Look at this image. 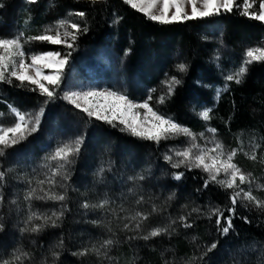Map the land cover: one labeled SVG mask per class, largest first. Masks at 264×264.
<instances>
[{"label": "trees", "instance_id": "trees-1", "mask_svg": "<svg viewBox=\"0 0 264 264\" xmlns=\"http://www.w3.org/2000/svg\"><path fill=\"white\" fill-rule=\"evenodd\" d=\"M236 4L241 5V0H236ZM16 8H21V16H16L15 24L23 21L22 25L17 23L16 28L27 36L28 33L40 35L44 28L55 30L59 21L76 23L81 28L74 42L68 37L72 48L65 43L53 45L27 40L23 36L22 42L27 41L23 42L26 55L59 52L63 57L71 53L62 74H68L69 66L73 64V78H78L84 73L78 59L85 56L84 53L90 55V52L109 45L122 55L124 89L121 92L129 100L147 101L155 112L171 117L195 134L206 127L196 115L198 110L211 108L212 118L207 125L216 129L219 135L234 140L255 138L260 141V147H264V61L248 65L240 84L225 80L227 70L234 71L239 67L247 49L264 46V22L242 15V5L234 6L231 12L221 11L219 15L161 24L131 8L124 0H97L95 3L93 0H37L36 3L0 0V38H7L6 34L14 27L10 20L11 12ZM253 8L256 11L258 4ZM78 12L85 15L80 17L76 15ZM85 27L86 32L82 30ZM59 31L63 35L65 31L75 30L65 25ZM223 49L232 51L231 64L216 61L218 55L213 53ZM178 64L186 65V70L178 71ZM91 69L93 75L99 74V69ZM173 77L180 83L173 85L171 96H167V84ZM226 83L228 90L221 92L214 102L216 90L223 89ZM107 88L114 89L110 85ZM59 92L47 102L35 85L24 82L21 86L14 78L11 83L0 82L1 113H8L10 106L22 113L43 109L38 130L0 156V171L5 172L4 179L0 180V197L3 198L0 201V224L3 225L0 244L6 243L8 249L20 248L22 253L28 254L16 264H264V201L260 206L237 202L233 228L227 235H222L217 229V217L209 219L206 213L209 207L219 206L227 217V208L232 207L229 190L214 182L205 187L207 177L196 169L171 168L164 159L168 141L144 140L121 131L122 126L116 123L113 127L89 118L65 102ZM161 96H165L164 103L158 102ZM49 122H55L62 132L82 140L79 153L70 158L69 166H65L67 179L62 175L55 178L63 185L65 192L62 193L66 199L62 202L26 200V194L32 190L30 187L37 185L30 173L42 168L34 163L9 167L8 162L30 150L38 152L37 144L42 141ZM95 144L107 146L108 160L114 164L118 165L120 157L115 149L122 147L130 150L132 157L148 156V165L163 168L161 183L166 192L158 195L151 188L150 210L145 213L148 219L144 224L141 221L140 229L134 225L123 229L124 225L119 221L121 216L118 219L108 217L106 209L101 214L90 209L91 205L87 209L83 207L82 196L90 197V193L84 191L77 180L83 170L85 151L91 146L94 149L100 147ZM174 173L183 175L177 180ZM17 174L19 177H15ZM20 179H24L27 189L19 183ZM146 184L148 186L151 181ZM169 196H172L171 200ZM154 205L155 212L152 211ZM193 208L201 209L205 214L192 212ZM61 211L63 215L56 220L52 213ZM33 213L51 219L47 224L35 218L29 221L28 217ZM180 216L187 217L192 227L185 228L179 221ZM95 217H98L97 221ZM52 220L56 226H52ZM37 225H41L40 231H31ZM169 225L168 233L149 240L141 238L153 228ZM76 227H79L77 232ZM77 234L82 237L78 238ZM11 237L15 239L13 244V240L8 241ZM108 239L113 244L101 247ZM213 242L217 247L207 251ZM84 250H87L85 255L73 254ZM243 250H250L251 254L244 257ZM54 252L59 254L58 258L53 256ZM11 258L9 255L7 260Z\"/></svg>", "mask_w": 264, "mask_h": 264}, {"label": "snow or ice", "instance_id": "snow-or-ice-1", "mask_svg": "<svg viewBox=\"0 0 264 264\" xmlns=\"http://www.w3.org/2000/svg\"><path fill=\"white\" fill-rule=\"evenodd\" d=\"M29 3H36L37 0H28ZM97 0H93V3ZM253 2L249 0H241L242 5V15H246L251 19L264 22V0H259L258 9L256 11H249L253 8ZM124 3L128 4L131 8L138 12L144 14L148 19L159 22L161 24H170L182 20H192L198 17H207L211 15L221 14V10L224 12H231L233 7H241V5L236 4V0H124ZM190 6V12L187 10ZM76 15L83 17L85 14L83 12H78ZM68 25L74 32L65 31L63 35L59 29L64 28ZM83 31H87V28H83ZM81 31V28L76 23H68L67 21H59L55 30L53 28L45 29L40 35L28 37L27 40H37L41 42H48L50 44L56 45L65 43L68 48H72L73 44L68 43V37L74 42L76 39V34ZM23 37L15 36L10 38H0V82L11 83L12 78L20 82L22 86L25 81L30 84L37 85L42 94H45L49 99H52L55 95L54 91L49 90L41 80H45L48 84L57 86L60 83L62 70L64 66L68 63V53L67 56H61L59 52H43L40 54H35L30 57L31 63H26L25 57L26 53L23 49ZM46 61L44 67H56L57 71L50 75H44L42 73L40 62ZM264 61V46L249 48L244 53L243 59L239 67L234 71L226 75V81H234L236 84L242 83L245 73L248 71V65L253 62ZM29 70H33L35 75H29ZM177 70L183 72L186 70V65L178 64ZM180 81L175 77L168 82L167 96H171L173 92V85L179 84ZM35 91V89H32ZM227 83L223 89L217 91V99L221 92L227 91ZM154 91V90H153ZM70 104H73L77 109L84 112L89 118L94 117L96 120L104 121L116 127L113 123L114 120H118L119 124L122 125L121 131H128L131 135L140 137L142 139H148L159 143L161 140H167L174 138L178 135H183L188 137L190 141V146L182 150H176L174 155L171 153L165 154L164 159L171 164L173 168L186 167L189 170L192 168H197L207 173V178L205 179L204 186L207 187L209 182H215L226 190H232L229 194V199L231 201L232 207L227 208L228 216H224V211L219 207H209L208 218L211 219L212 216H216L217 229L222 235H227L229 231L233 228L232 218L235 215L236 204L238 199L241 197L244 200L253 201L260 206V201L257 200L251 194V191H246L240 186L249 182V176L246 175L242 169L234 163V157L237 155V149L233 148L230 151H225V146L222 142L213 141L214 146L212 148L201 147L196 143L197 134L193 133L191 129L178 124L171 117H166L163 114H158L155 112L147 102L142 104H135L127 95L116 92V91H80L71 92L66 94L64 97ZM95 98H101L107 103H96ZM151 97H149L150 99ZM82 101V102H81ZM165 96L159 98V103H164ZM136 108H142L145 110L143 116L140 113L134 111ZM10 111L13 113L15 119L13 121V126L4 128L0 127V156L5 154V150L13 147L14 145L20 143L22 140L27 138L32 132L38 130L40 124V115L43 114V109L39 110V113L28 114L22 113L15 107L10 106ZM211 108H205L197 115L199 118L205 122L211 120L210 113ZM150 117V118H149ZM31 125V127H29ZM208 131L215 136L216 129L209 128ZM200 138H204V134H199ZM82 140L76 139L73 142L66 143L62 146H57V148L46 158L50 161H55L56 166L54 170H51V175L47 176L45 180H40L38 183L43 185L47 183L49 191H45L43 188L40 189L43 192L42 196H36V189L29 191L25 199L31 200L36 199H48L54 201H64L66 196L63 194H57L51 192V187L56 186V177L63 176L67 179V173L64 172L65 166L70 164L71 157L78 154L80 151ZM259 147V145H256ZM174 156L176 159H174ZM250 159L255 160L256 155L250 157ZM44 167H49L45 164ZM103 169H101V172ZM223 174V178L218 179V177ZM183 173H174V178L179 180ZM5 177V172L0 171V180ZM138 179H144L143 176L137 177ZM135 179V178H130ZM63 187V185H61ZM0 197V201H2ZM138 200L137 203L142 201ZM169 200L172 196L168 197ZM15 201H13L14 203ZM108 201L104 200L98 205H93V207H103ZM83 207L88 208L89 205L85 203ZM152 211H157L155 205ZM192 212H196L200 215L205 213L198 208H193ZM63 215V211L59 214L56 212L52 213V216L58 220L60 216ZM33 218L37 220H43L44 224H47L51 217L37 215L36 213L31 214L28 220L31 221ZM135 228H140V220L148 219V216L137 212L135 217L132 219H137ZM221 219L224 220V224L221 225ZM179 221L183 224L185 228H191L192 224L187 222V217L180 216ZM176 223V221H172ZM52 226H56L55 220H52ZM169 227H157L153 228L148 232L147 235L141 237L144 240H149L151 237H156L162 233H168ZM125 229L129 228L128 224L124 225ZM3 229V225L0 224V230ZM41 229V225L34 226L31 231L38 232ZM25 229H22L24 231ZM113 244L111 239L105 240L101 247H107ZM217 247V243L213 242L207 249V251H212ZM87 250L81 251L79 253H73L74 255H85ZM58 253H53L54 257L58 258ZM27 253H22L17 250L13 253L11 260L0 259V264H16L26 258Z\"/></svg>", "mask_w": 264, "mask_h": 264}, {"label": "rangeland", "instance_id": "rangeland-1", "mask_svg": "<svg viewBox=\"0 0 264 264\" xmlns=\"http://www.w3.org/2000/svg\"><path fill=\"white\" fill-rule=\"evenodd\" d=\"M249 2L251 3L253 2V0H249ZM258 3L259 0H256V2L253 3V7ZM187 10L190 12V6H188ZM253 10L254 8L249 9V11H253ZM20 11L21 8L20 9L16 8L11 12L10 25L11 26L14 25V27L12 26L13 28L11 27L12 28L11 31L8 34H6L8 35L7 38L21 36V35L22 37L25 36L27 38L32 37L29 33L27 36L23 34L22 30L20 29L18 30L16 28L17 23L19 24L21 23V25L23 23V21H21L15 24V20H16L15 18L16 16H18ZM19 15L21 16V14ZM182 21H177V22H182ZM25 26L23 25V27ZM21 29L23 28L21 27ZM45 29L48 28H44V30ZM114 51L115 50H113V48L108 45L107 47L102 48L98 51H93V53L90 52V55L84 53L85 56L79 58L77 61L78 64H81V67L84 70L83 75L78 78H73L74 76L73 71L75 70V68L73 67V64H71L69 66V69L71 71L66 75L62 74L59 85L57 86L50 85L45 80H41V82L44 83L45 86L49 88V90L54 91L55 93L54 97H56L58 95V91H60L59 93L61 98L68 104L70 103L63 97L66 94H70L71 92L92 90L97 92L116 91L122 93L121 91H123L124 89V78H123L124 75L122 72L123 58L121 54H118ZM231 52L232 51L230 50L223 49L222 51L217 50V52L215 51V53L213 54L218 55L216 58V61L218 63H221L222 60V63H225L227 61L229 64H231L230 63ZM32 55H35L34 52L26 55L25 57L26 63L29 64L31 63L30 57ZM45 63L47 62L46 61L40 62V67L44 75H50L57 71L56 67H44ZM65 68L66 65L64 66L62 72L65 70ZM91 68H93L94 70L99 69V74L97 72L98 75H96L97 77L92 74L93 70ZM233 70L235 71L236 69ZM234 71L227 70L226 73L229 74ZM101 74H103L102 78L100 77ZM29 75L34 76L35 75L34 71L29 70ZM108 85L114 87V89L107 88ZM35 86L38 88L40 92L39 87L37 85ZM218 90L220 89H217L215 92L214 102L218 100L217 99ZM40 94L45 97V100L47 102L50 101V99L45 94H42L41 92ZM95 102L107 103V101H104L101 98H95ZM132 102L135 104H142L147 101H143V102L132 101ZM70 105H72L75 109H77L73 104ZM203 109L205 108L203 107L200 108L197 113H199ZM39 110L37 111L32 110L27 113L36 114L39 113ZM134 111L140 113L141 116H143V113L145 112V110L142 108H136L134 109ZM42 116L43 114L40 115V118ZM14 119L15 117L11 111H9L8 113L0 112V127L7 128L13 126ZM203 122L206 124L205 129L201 132L204 134V138L201 139L199 136L200 133H198L196 143L201 147L212 148L214 146L213 141H219L222 142L223 145L225 146V151H230L233 148L237 149L238 150L237 155L234 157L233 162L236 163L242 169V171L249 176V182L245 183L244 185H241L240 187L246 191H251V194L254 197H256L261 204L262 201H264V147L263 148L260 147L259 145L260 141L250 137H244V138L242 137L241 140H239L238 138L234 140L232 138H225L224 136L219 135L217 132L215 133V136H213V134L208 131V129L210 128L207 125L208 121L207 122L203 121ZM113 123L120 125L118 120H114ZM29 127H31V125H29ZM76 139L77 138H73L71 136V133L62 132V130L57 125H55V122H49L46 126V130L44 132L42 141L37 144L38 152L32 153V151L30 150L23 154L14 156L9 160L8 166L9 167H16L18 165L27 166V164H32V163L40 166L42 168L41 170H35V172L30 173L31 175H34L33 176L34 183L37 184L31 186L30 188L36 189V193L43 195V192H41L40 189L43 188L45 191H49L50 186L47 183L40 185L38 181L45 180L47 176H50L51 170L55 169L57 163L55 161H50L46 158L57 148V146H62L66 143L73 142ZM144 140H148V139H144ZM166 141L169 142V145L166 147V152H165L166 154H169L171 151V153L174 155V152L176 150H182L190 146V141L188 137L183 135L175 136L174 138L167 139ZM95 145H99L100 147H96V149H94V147L91 146L92 148H87V150L85 151L84 160H83V164H84L83 170L81 171L80 178L77 180L79 186L87 193L88 192L90 193V197L89 195L86 196L85 198L84 196H82L83 201H85V203H87L88 205H91L90 209H92L93 211L95 210L101 214L103 210L106 209V213H108L107 214L108 217L109 215H111L118 219V217L121 216V219L119 221L122 224V226L125 225V222H127L128 225H134L135 227V224L137 223L139 218L132 219V217H135L137 212L145 214L148 212V210H150V206L148 203L150 200V196L153 197V192L151 188L153 187L158 195L166 192V188L161 183V179L164 175V170L163 168H159L153 164L148 165L147 164L149 160L148 156H144L142 158L141 157L134 158L131 156L130 150L123 149L122 147L120 149H115L116 152L120 154V157L118 160V165L114 164L108 160L107 154L109 152V149L107 148V146H105L104 144H95ZM256 145H259V147H256ZM253 153H255L256 155L255 160L250 159ZM174 159H176L175 156ZM166 163L169 164L171 168H173L170 163H168L167 161ZM45 164L49 165V167H44ZM66 166H69V164ZM180 168H185V167L182 166ZM101 169H103L102 172ZM193 169L202 172L207 177V173H204L203 171L197 168H193ZM139 176H143L144 179L142 180L138 179L137 177ZM15 177H19V174H17ZM130 178H135V179H130ZM221 178H223V174H221V176L218 177V179ZM20 181L19 183H23L25 187L24 179L23 180L20 179ZM150 181L151 184L147 186L148 183L146 184V182H150ZM25 188L27 189V187ZM229 191L231 192L232 190ZM51 192L57 194H64L62 192H65V190L62 189L60 183L56 182V186L51 187ZM141 198H143L142 201L140 203H137V201L141 200ZM104 200H107L108 203L105 204L103 207H93V205H98V203L100 204ZM238 202L239 203L247 202V203L256 204L253 201L244 200L242 197L238 199ZM91 215L93 217L95 216V214L92 211H91ZM97 218L98 217H95L96 221ZM141 221H143L142 223L144 224L145 220L139 221L140 227H141ZM77 222H78L77 220L74 221L76 226H77ZM78 228L75 229L76 232L79 231ZM79 235L80 234H77L78 238L82 237ZM12 240L13 238L11 237V239H9L8 241L11 242ZM14 240L11 244L14 243ZM17 242H19V240ZM8 248L9 246L8 245L6 246V243L0 244V259L7 260L9 255L11 256L13 255L11 253L16 252L17 250L21 252L20 248H16L14 249V251L11 250V248L10 249ZM228 254H230V252H228ZM241 254L244 257H246L248 254H251V251L243 250L241 251ZM220 257L221 258L223 257L222 253L220 254Z\"/></svg>", "mask_w": 264, "mask_h": 264}]
</instances>
